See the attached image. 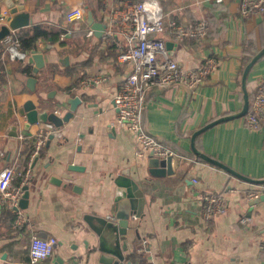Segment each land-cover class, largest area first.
I'll return each mask as SVG.
<instances>
[{"label": "crops", "instance_id": "obj_1", "mask_svg": "<svg viewBox=\"0 0 264 264\" xmlns=\"http://www.w3.org/2000/svg\"><path fill=\"white\" fill-rule=\"evenodd\" d=\"M125 1L145 2L148 11L161 16L163 30L157 36L185 69H195L208 56L217 62V70L196 89L156 87L146 96L145 130L180 157L164 176L148 173L150 153L140 155L134 134L116 125L112 96L130 67L117 61L115 49L102 41L103 31L98 37L92 28L93 23L105 27L110 8ZM239 2L0 0V13L10 17L15 8L31 20L11 29L24 59L11 57L4 37L0 40V171L12 166L11 184L19 185L30 169L19 229L12 227L13 214L0 206V264H27L32 235L56 240L51 256L39 264H97L99 237L84 218L93 217V224L96 218L113 219L114 179L126 172L145 202L138 217L130 216L121 237L127 241L121 264H264V193L256 187L264 180V119L258 130H251L243 122L246 113L236 116L243 110L244 92L249 109L264 77V53L244 83L245 67L241 72L243 55L250 49L256 55L264 47V15L242 17ZM79 5L83 19L68 22L66 12ZM172 21L185 26L206 21L209 31L177 42ZM4 25L8 22L0 28ZM33 25L58 30V36L38 38L36 50L25 51L20 38ZM36 53L44 65L34 73L29 59ZM72 97L80 102L61 127L41 121L26 126L29 108L62 117ZM223 118L192 140L195 132ZM39 133H46V139L32 156ZM252 191L261 198L250 206L247 194ZM204 192L221 194L225 213L205 220Z\"/></svg>", "mask_w": 264, "mask_h": 264}, {"label": "built area", "instance_id": "obj_2", "mask_svg": "<svg viewBox=\"0 0 264 264\" xmlns=\"http://www.w3.org/2000/svg\"><path fill=\"white\" fill-rule=\"evenodd\" d=\"M220 1V0H218ZM242 17L264 15V0H240ZM70 23L83 19L81 6H73L66 12ZM8 22L7 13H0V23ZM170 28L177 42L184 39H199L209 31L206 21H197L191 26L170 22ZM163 30L161 16L155 11H148L145 2L125 1L110 8L102 34V41L112 46L121 64L130 67V71L118 90L112 96V106L116 110V125L131 131L136 144L143 152L151 153L157 158L176 155L168 146L158 141L143 126V112L147 94L153 88L181 86L196 89L203 85L217 70V62L213 57H206L195 69H185L172 58L162 38L158 37ZM92 35V31H88ZM7 53L17 59H24L20 51V42L13 36V30L3 38ZM264 119V77L257 82V88L249 109L243 116L244 125L251 130H258ZM46 133H39L34 141L32 156L36 155L44 145ZM30 169L25 170L19 185H12L14 168L6 167L0 171V206L13 214L12 227L19 229L24 223L20 210V200L24 186L28 183ZM256 187L264 193V180ZM259 194L252 191L247 194L248 200L257 198ZM225 199L221 194L204 192L201 195V215L205 220L225 213ZM246 222L245 218L240 219ZM56 245L53 237L40 238L32 235L28 244V263L39 264L48 259ZM264 251V240L260 244ZM70 264V263H68Z\"/></svg>", "mask_w": 264, "mask_h": 264}, {"label": "water", "instance_id": "obj_3", "mask_svg": "<svg viewBox=\"0 0 264 264\" xmlns=\"http://www.w3.org/2000/svg\"><path fill=\"white\" fill-rule=\"evenodd\" d=\"M11 16L8 17V26L4 25L0 28V40L9 32L10 29H19L21 27L27 26L30 23L29 14L24 11L17 12V9L11 10ZM92 21L91 15L89 13V21ZM92 24V23H91ZM92 28L95 30V35L100 36L104 26L101 24L93 23ZM166 48L168 45L165 43ZM264 53V47L251 59V61L245 66L242 74V83H244L245 77L251 68V66L255 63V61ZM33 61L35 64L34 73L38 71V69L42 68L44 63L41 54H33L29 61ZM31 82V80H30ZM244 107L243 110L237 114L236 116H243L248 110V100L247 94L244 92ZM80 100L78 97H72L67 100L69 104L68 111L62 116L58 117L54 112H41L39 113L37 110L33 108H29L26 112V126L29 124L37 123L41 121L43 123L48 122L53 125L54 128H59L63 125L64 122L68 121L75 111L77 105ZM230 118V117H228ZM227 118L217 119L205 127L201 128L197 132L194 133L193 138L201 133L203 130L208 127L221 122ZM51 135L49 136V139ZM195 154L199 155L201 158L219 165V163L213 161L209 157L205 155L199 154L192 147ZM180 161V157L177 155L167 156L165 158H157L153 156L151 153L148 158V173L151 176H164L165 174H170L172 172V164L178 166ZM221 166V165H219ZM223 167V166H221ZM71 169H77V167H72ZM127 173V172H126ZM126 173H122L118 177L114 179L115 184V195H114V215L113 219L111 218H96V223L93 224V217L86 216L84 219L87 224L93 230L94 233L99 237L97 251L99 255L97 256V264H121L124 257L122 251L127 249V241L125 239L121 240L122 236L126 235L128 221L130 216H139V212L141 210V206L144 204L145 200L143 198V193L140 191L137 183L126 176ZM26 186H24V193L20 200V207H24L26 203ZM261 197L254 198L249 201V205L253 206L258 203ZM57 263L61 262V259H57Z\"/></svg>", "mask_w": 264, "mask_h": 264}, {"label": "trees", "instance_id": "obj_4", "mask_svg": "<svg viewBox=\"0 0 264 264\" xmlns=\"http://www.w3.org/2000/svg\"><path fill=\"white\" fill-rule=\"evenodd\" d=\"M59 31H52V30H48L40 25H33L31 28V32L28 36H24L21 37V47L23 50L25 51H35L36 50V46H35V41L38 38L41 37H52L53 39H56L58 36ZM264 46V45H263ZM244 51V50H243ZM2 52V47H0V53ZM255 55V51H252V49H250L246 54L243 55V57L241 58V72L243 70V68L245 67V65L247 63H249V61L254 57ZM198 144H196L197 146Z\"/></svg>", "mask_w": 264, "mask_h": 264}]
</instances>
